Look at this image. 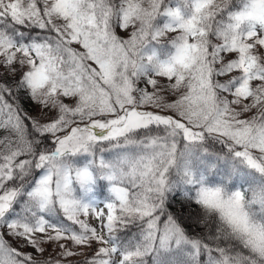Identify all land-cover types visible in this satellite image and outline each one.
<instances>
[{
	"label": "snow or ice",
	"instance_id": "obj_1",
	"mask_svg": "<svg viewBox=\"0 0 264 264\" xmlns=\"http://www.w3.org/2000/svg\"><path fill=\"white\" fill-rule=\"evenodd\" d=\"M0 264H264V0H0Z\"/></svg>",
	"mask_w": 264,
	"mask_h": 264
},
{
	"label": "rangeland",
	"instance_id": "obj_2",
	"mask_svg": "<svg viewBox=\"0 0 264 264\" xmlns=\"http://www.w3.org/2000/svg\"><path fill=\"white\" fill-rule=\"evenodd\" d=\"M121 34H123V33H121Z\"/></svg>",
	"mask_w": 264,
	"mask_h": 264
}]
</instances>
